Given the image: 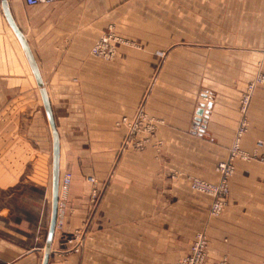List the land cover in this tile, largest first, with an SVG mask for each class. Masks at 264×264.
Listing matches in <instances>:
<instances>
[{"label":"crops","instance_id":"crops-1","mask_svg":"<svg viewBox=\"0 0 264 264\" xmlns=\"http://www.w3.org/2000/svg\"><path fill=\"white\" fill-rule=\"evenodd\" d=\"M205 2L210 7L203 6ZM204 8L215 20L212 42L220 46L212 66H234V61L239 63L235 59L245 57L237 52L264 51V0H196V10ZM11 10L27 37L51 103L60 137L61 175L73 174L68 192H60L49 264H93L91 259L98 255L100 264H123V251H116L113 262L106 255L109 252L69 250L70 239L90 220L92 184L87 178L95 175L100 185L107 186L94 222L99 227H116V243L123 242L119 228L125 225L134 228L149 220L146 227L154 229L155 212L171 202L172 171L201 175L205 148L215 158L228 154L240 119L239 95L231 86L214 95L206 134L195 137L191 152L190 144L182 142L192 139L185 133L191 126V100L153 92L146 107L163 121L159 130L165 146L179 148L178 156L169 153L158 159L147 150L111 158L124 135L116 122L139 106L141 90L159 61L157 52L164 53L165 63L187 65L182 58L187 50L172 43V0H57L35 6L12 0ZM157 15L162 32L139 28H147L146 19ZM136 18L145 25L137 24ZM111 24L137 43L121 45L118 57L108 61L93 56L91 48ZM236 81L240 80L227 79ZM259 96L262 106L260 114L255 113L259 123L252 124L243 139V147L250 152L258 140L264 146V90ZM93 147L102 148L101 155H94ZM72 148H81L80 154ZM52 168L53 136L40 87L21 45L0 16V264H42L51 218ZM255 189H264V164L238 160L231 179L233 201L209 224L213 256L230 255L235 242L263 245L264 224L245 214V203ZM173 192L176 200L189 204L184 196L186 183L179 182ZM191 203L197 227L204 223L207 204ZM241 226L244 229L238 230ZM259 244V250H240V258L264 259V247ZM132 251V257L139 259V247Z\"/></svg>","mask_w":264,"mask_h":264},{"label":"rangeland","instance_id":"rangeland-1","mask_svg":"<svg viewBox=\"0 0 264 264\" xmlns=\"http://www.w3.org/2000/svg\"><path fill=\"white\" fill-rule=\"evenodd\" d=\"M11 2L12 0H9L10 6ZM203 6L210 7V3L205 2ZM0 16L6 24L1 0ZM157 18L159 15L156 18L146 19L147 28H144L145 26L139 28L147 32L153 30H156V33L162 32V22L159 23ZM135 21L137 24H144L143 19V22L140 18H136ZM213 22L215 20L211 18V12L206 8L203 11L196 10V0H187V2L186 0H172V43H178L187 50L182 56L184 60H187V65L179 66L174 64V61L173 65L165 63L164 53L157 52L159 61L153 67L154 70L151 71L148 83L144 84V90H141L139 106L133 114L124 115L116 122V126L122 128L124 135L120 146L116 152L114 151L111 158H120L125 152L142 153L147 150H152L155 158L158 159L169 157V153L178 156L179 148L165 146L164 134L159 130L163 121L154 116L146 107L153 92L157 95L166 94L172 98L191 100V126L185 133L187 136H192V139L189 137L182 142L190 144L188 149L192 152L195 146V137L202 138L206 134V124L209 120V111L214 95L222 91L227 92V88L231 86L236 95H239L237 104L240 119L228 154L224 158H215L214 155L208 154V150L205 148L206 154L204 153L202 156L204 172L200 173L201 175H189L182 170H173L168 188L174 191L179 182L186 183L188 192L184 196H187L189 204L184 205L180 199L176 200L175 196L177 195L172 191L171 202L170 200L166 201V206L161 204V208L155 212L154 229L146 227L149 220L140 221L139 226H134V228L130 224L125 225L123 228H119L122 234V243H116L114 240L116 227L108 225L99 227L94 222L96 211L104 198L107 186L100 185L96 176L90 175L87 178L92 184L90 220L70 239L69 250L74 252H83L84 250L97 253L109 252L106 255L113 257L110 260L113 262L116 251H123V264H264V259H244L240 258L238 254L240 250H259L256 248L259 243L248 245L241 241L235 242L232 250L228 252L230 255L213 256L215 252L212 249L214 245L209 224L212 220L220 218L226 207L233 201L231 179L236 173V162L245 160V162L259 161L264 164V146L261 140L255 142V149L252 152L243 147V139L248 134L249 128L252 124L259 123V116H256L255 113L260 114L262 106L259 93L264 90V51L262 53L237 52L240 55L243 53L245 57L241 56L235 59L239 63L234 61V66H212L213 59L218 57L214 55L215 50L220 47L212 42ZM134 43L136 45L137 42L122 36L117 27L111 24L94 43L91 54L111 61L118 57L121 45ZM97 48L100 52H97ZM228 78H236L240 81L228 83ZM170 79L178 81H169ZM72 149L75 154H80L78 150L81 148ZM92 150L95 152L94 155H101L102 148L93 147ZM198 158L201 157L198 156ZM67 173L71 174L72 180L66 190H60L63 195L68 192L73 181V174L70 171L64 172L61 175L62 179ZM254 191L255 193L249 196L250 200L245 203V208L248 209L245 214H247V218L259 219L260 223L264 224V209H262V207L264 208V189H255ZM192 200H201L207 204L203 211L204 223L197 227L194 224ZM240 229L244 228L241 226L238 230ZM132 238L137 239L138 242H131ZM136 246L140 249L139 259L132 257V250ZM261 246L264 247V243ZM98 258L99 255L97 258H92V263L100 264L102 260ZM118 261L121 262V259Z\"/></svg>","mask_w":264,"mask_h":264},{"label":"water","instance_id":"water-1","mask_svg":"<svg viewBox=\"0 0 264 264\" xmlns=\"http://www.w3.org/2000/svg\"><path fill=\"white\" fill-rule=\"evenodd\" d=\"M2 5V11L4 14V17L9 25V27L12 29L13 33L15 34L16 38L18 39L25 56L33 70V73L35 74L37 84L40 87L41 94H42V101L46 113V117L52 132L53 136V168H52V203H51V218H50V224L46 236L45 246H44V256L42 264H49V259L52 251V244L55 236V231L57 227V220H58V212H59V198H60V176H61V170H60V137L59 133L57 131L55 118L53 115V110L51 107L50 100L47 96L46 89L44 86V82L42 80L37 61L35 59V56L33 54V51L30 47V44L27 40V37L23 33V31L20 29L19 25L17 24L12 10L9 3V0H1Z\"/></svg>","mask_w":264,"mask_h":264},{"label":"built area","instance_id":"built-area-1","mask_svg":"<svg viewBox=\"0 0 264 264\" xmlns=\"http://www.w3.org/2000/svg\"><path fill=\"white\" fill-rule=\"evenodd\" d=\"M27 5L29 6H35V5H39V4H47V3H52L55 2L57 0H23ZM97 52H100L99 49L97 48ZM72 180V176L71 174L67 173L63 176V179L61 181L60 184V190L64 189L66 190L68 185L70 184Z\"/></svg>","mask_w":264,"mask_h":264},{"label":"bare ground","instance_id":"bare-ground-1","mask_svg":"<svg viewBox=\"0 0 264 264\" xmlns=\"http://www.w3.org/2000/svg\"><path fill=\"white\" fill-rule=\"evenodd\" d=\"M12 30V29H11ZM13 32V31H12ZM15 35V34H14ZM16 37V36H15ZM17 39V38H16ZM18 40V39H17ZM19 42V41H18ZM20 44V43H19ZM201 122V121H200ZM62 181V180H61ZM60 184H61V182H60Z\"/></svg>","mask_w":264,"mask_h":264}]
</instances>
